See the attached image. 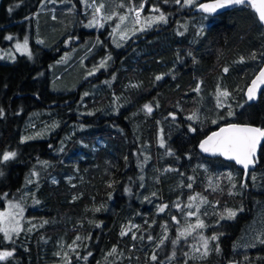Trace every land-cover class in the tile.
Masks as SVG:
<instances>
[{"label": "trees", "instance_id": "16d2710c", "mask_svg": "<svg viewBox=\"0 0 264 264\" xmlns=\"http://www.w3.org/2000/svg\"><path fill=\"white\" fill-rule=\"evenodd\" d=\"M51 1L0 0L3 47L36 15L58 28L40 32L38 53L0 61V208L12 199L26 211L18 234L0 232L11 253L0 264H264V141L247 176L199 149L225 123L264 129V89L245 95L264 64L252 8L212 17L191 12L202 0H177L165 28L112 45L99 76L112 81L81 95L95 77L53 84L50 64L77 22L49 17ZM87 50L93 39L73 65Z\"/></svg>", "mask_w": 264, "mask_h": 264}, {"label": "rangeland", "instance_id": "374dc122", "mask_svg": "<svg viewBox=\"0 0 264 264\" xmlns=\"http://www.w3.org/2000/svg\"><path fill=\"white\" fill-rule=\"evenodd\" d=\"M200 0H183L182 5L194 7ZM50 16L52 19H58L59 22L67 23L76 18L75 34L66 37L61 41L65 50L61 51L57 60L50 64L53 72H59L53 84L59 87L71 89L73 84L81 85L85 78L95 77L88 80L80 89L81 95H88L96 84H109L111 77H101V70L105 68L106 58L112 57V48L121 47L132 38L137 40L140 33L151 30H162L169 25L175 17V12L179 10L174 8L178 1L174 0H52ZM180 6V5H179ZM163 16L164 19H160ZM48 19L36 15L31 23H28L24 29L15 28L4 36L7 46L0 45V61L11 62L15 60L17 53L33 54L38 53L34 49L32 42L39 43L40 32L44 34L48 29L57 32V26L52 23L50 27L43 26V20ZM51 19V20H52ZM81 30L94 31L95 35L82 34ZM81 32V33H80ZM102 33V34H101ZM109 38L110 42L105 43L104 39ZM91 39L97 50H87L78 59L77 64L73 65L71 61L78 47H88ZM77 44L73 49V45ZM68 48V49H67ZM94 79H101L94 80ZM87 81V82H88ZM68 91V90H65ZM219 121H216L218 123ZM51 124L47 123L35 134L48 132ZM54 130V125L51 126ZM26 140V139H22ZM20 202L7 199L4 207L0 208V231L7 239L18 234L23 227V219L26 211Z\"/></svg>", "mask_w": 264, "mask_h": 264}, {"label": "snow or ice", "instance_id": "6c2138e0", "mask_svg": "<svg viewBox=\"0 0 264 264\" xmlns=\"http://www.w3.org/2000/svg\"><path fill=\"white\" fill-rule=\"evenodd\" d=\"M224 3L243 4L245 3V0H224ZM224 3L218 2L215 5H201V7L205 11L211 12L215 11L217 7H223ZM253 6L257 8L260 20L264 21V0H261L259 5L254 4ZM160 19H164L163 16H161ZM225 71H227V69H225ZM261 78H264V71L261 72L260 78L258 79ZM261 82H264V80H261ZM256 83V81H253L254 86ZM253 91V89H249L250 98L253 94ZM222 95H227V93H222ZM145 107L151 111V108L148 105H145ZM260 137H264V129L229 125L227 128H221L219 133H213V135L209 137L207 141L202 142L201 147L204 149V151H215L224 155H231L237 160L238 163L244 164V166L247 167L248 163L251 162L248 157L254 152L255 145ZM13 156H15V153H4L3 159L7 160ZM229 215L232 216L235 215V213L230 211ZM0 231H5V235H8L5 229H0ZM213 239H215V237H213ZM10 255V252L0 253V259Z\"/></svg>", "mask_w": 264, "mask_h": 264}, {"label": "water", "instance_id": "95a60500", "mask_svg": "<svg viewBox=\"0 0 264 264\" xmlns=\"http://www.w3.org/2000/svg\"><path fill=\"white\" fill-rule=\"evenodd\" d=\"M224 3V0H202L200 1L193 9H192V13L194 14H204L207 16H219L220 14H223L225 12H229L233 9L239 8L241 6H249L252 8V10L255 12L258 21L260 22V24L263 26L264 28V21L260 20L259 17V12L257 11V8L254 7L253 5H259L261 3V0H245V3L243 4H229V3H224L223 7H217L215 9V11H205L201 5H215L217 3ZM264 71V64L262 65V67L259 69V71L256 73V75L252 78V80L250 81L249 85L246 88L245 91V95L247 97L248 100H250L251 102L256 101L262 90L264 89V82H261V80H264V78L258 79L260 78V74L261 72ZM253 81H256V85H253ZM249 89H253V94L250 98L249 95ZM229 125H236V126H240V127H254V128H260L259 126L253 125V124H249V123H243V122H229V123H225L222 124L220 126H218L217 128H215L214 130H212L209 134H207L201 141L199 144V149L200 152L202 153V155L206 156V157H221L222 159L232 162L235 165H237L239 168L243 169L245 172V175L247 176L249 171L255 166L256 163V159L259 155V151H260V147L264 141V137H260L255 145V150L254 152L248 157V159L251 161L250 163H248L247 167L244 166V164L238 163L237 160L232 157L231 155H224L221 154L220 152H215V151H204V149L201 147L202 142L207 141L209 137H211L213 135V133H219L221 128H227L229 127ZM262 129V128H261ZM211 143V142H210ZM206 146H210V145H206Z\"/></svg>", "mask_w": 264, "mask_h": 264}, {"label": "bare ground", "instance_id": "6f19581e", "mask_svg": "<svg viewBox=\"0 0 264 264\" xmlns=\"http://www.w3.org/2000/svg\"><path fill=\"white\" fill-rule=\"evenodd\" d=\"M91 175V174H90ZM200 184V183H199Z\"/></svg>", "mask_w": 264, "mask_h": 264}]
</instances>
